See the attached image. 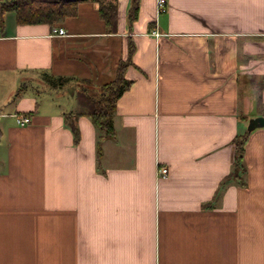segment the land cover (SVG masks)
I'll use <instances>...</instances> for the list:
<instances>
[{
    "label": "crops",
    "instance_id": "crops-1",
    "mask_svg": "<svg viewBox=\"0 0 264 264\" xmlns=\"http://www.w3.org/2000/svg\"><path fill=\"white\" fill-rule=\"evenodd\" d=\"M131 1L116 33L90 0L54 27L4 17L0 264H264V128L247 131L264 118V0H140L130 24ZM129 44L115 136L80 116L74 145L78 83L113 81ZM245 133L246 172L214 201Z\"/></svg>",
    "mask_w": 264,
    "mask_h": 264
},
{
    "label": "trees",
    "instance_id": "trees-1",
    "mask_svg": "<svg viewBox=\"0 0 264 264\" xmlns=\"http://www.w3.org/2000/svg\"><path fill=\"white\" fill-rule=\"evenodd\" d=\"M86 0H0V30L4 27V17L7 13L15 15L16 23L19 25H48L57 26L68 18L77 15L78 4ZM98 4V15L104 22L110 33L117 30V5L116 0H90ZM140 0H132L128 12V21L133 23L138 14ZM133 47L128 46V54L125 61H120L116 69L113 81L100 87V92L94 93L88 90H79L76 93L77 108L74 113L63 115L64 125L70 130L73 136V143L77 145L80 140V133L77 127V119L86 116L90 119L93 126L101 133L100 139H112L115 136L113 126V114L116 109L118 99L125 93L131 82L125 79L126 68L132 65ZM43 79L52 87H62L68 83L66 78L53 79L48 74H43ZM89 84V82L87 83ZM248 134L237 135L233 141L234 158L231 170L224 177L216 192L215 200L220 191L227 187L228 181L240 179L246 172L244 165V145ZM100 139L97 143L96 154L101 156Z\"/></svg>",
    "mask_w": 264,
    "mask_h": 264
},
{
    "label": "built area",
    "instance_id": "built-area-1",
    "mask_svg": "<svg viewBox=\"0 0 264 264\" xmlns=\"http://www.w3.org/2000/svg\"><path fill=\"white\" fill-rule=\"evenodd\" d=\"M156 6L158 13H163L166 9V0H156ZM53 32L60 36L66 35L65 31L62 29H54ZM153 35L158 36V33L154 32ZM15 121L19 127H25L30 123V118L26 115L16 116ZM167 174H168L167 168L161 167L157 169V175L159 177H166Z\"/></svg>",
    "mask_w": 264,
    "mask_h": 264
},
{
    "label": "water",
    "instance_id": "water-1",
    "mask_svg": "<svg viewBox=\"0 0 264 264\" xmlns=\"http://www.w3.org/2000/svg\"><path fill=\"white\" fill-rule=\"evenodd\" d=\"M65 1H74V0H65ZM257 128H264V118L263 117H256V118H252L249 120L248 125H247V131L251 132Z\"/></svg>",
    "mask_w": 264,
    "mask_h": 264
},
{
    "label": "rangeland",
    "instance_id": "rangeland-1",
    "mask_svg": "<svg viewBox=\"0 0 264 264\" xmlns=\"http://www.w3.org/2000/svg\"><path fill=\"white\" fill-rule=\"evenodd\" d=\"M8 14V13H7ZM88 82H84V81H80L78 84V88H80V90H88L89 92H94V93H99L100 92V87L97 88H92V84H87Z\"/></svg>",
    "mask_w": 264,
    "mask_h": 264
}]
</instances>
